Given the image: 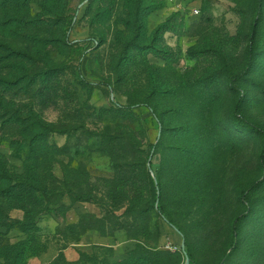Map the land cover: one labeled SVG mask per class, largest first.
<instances>
[{"label":"rangeland","instance_id":"rangeland-1","mask_svg":"<svg viewBox=\"0 0 264 264\" xmlns=\"http://www.w3.org/2000/svg\"><path fill=\"white\" fill-rule=\"evenodd\" d=\"M0 45V264H218L256 179L225 264H264V0H0Z\"/></svg>","mask_w":264,"mask_h":264},{"label":"trees","instance_id":"trees-1","mask_svg":"<svg viewBox=\"0 0 264 264\" xmlns=\"http://www.w3.org/2000/svg\"><path fill=\"white\" fill-rule=\"evenodd\" d=\"M86 1L87 0H77L78 4H84ZM70 11H71V9H70ZM76 12H77V9H74L72 13L62 15V16H60V18L63 20L64 26L66 27V35H65L64 41H66L67 45L69 46L70 56L72 58L76 57L78 60H81L84 56V52L88 48L86 45H83L82 43H88L89 39H84L82 41H69L67 39L68 31H70L73 28V25H74V22L76 19V14H75ZM262 16H263V6H262V3L260 1H257L254 18H253V21H252V24L250 27V31H249V47L247 50V58H246V64H245L247 69H252V67L254 66L255 45H256V41H257L258 29L261 25L262 18H263ZM7 51L10 52V50H7ZM11 51L14 52V50H11ZM70 66H73V65H70ZM240 76H241V73H240V75H237L236 77H240ZM231 85H232V82H230V80H228L227 87L231 88ZM140 105H146V104L137 103L134 106H140ZM241 105H242L241 100H237L235 103L234 110H233L235 120H238V116H239L238 113H239V109H240ZM151 111L154 114V116L156 117V119L158 120V122L161 123V119H160L159 115L157 114V112L153 108H151ZM38 125H37L38 128L41 130L40 133H42V134H44V133L49 134L51 132L57 131V130H55L54 127L47 126L43 122H39ZM249 125L251 127H253L254 129H256L257 132L260 133L262 135V137L264 138V128H262L258 125H255V124H249ZM155 148H156L155 144L150 145L148 156H151L153 154V151L155 150ZM259 159H260V169H261V172L263 174L262 176H264V148L259 155ZM262 182L263 181H261L259 179L253 180L245 188V190L243 192L244 202H245L244 212H243V214H240L239 216H237L235 218V220L233 221V227H232V233H231V243L229 245V249H231V252L228 253L227 255L224 254L222 259L219 261L218 264L229 263V260H231L234 257V254L236 253L235 251L238 247L237 246L238 240L236 239V237L238 236L240 225L246 217H248L249 215H251L253 213V208H254L255 203L252 200V198L254 197V194L256 193L257 189L261 186ZM150 185H151V190H152V195H153L152 196L153 202L155 203L159 200V195H160L161 191H160V188L158 186V183L152 178H150ZM167 222L178 233L183 235L182 230L177 225H175L171 220H167ZM18 224L19 223H17V225ZM26 225L28 227L30 225V223L26 224ZM235 235H236V237H235ZM233 250H234V252H233Z\"/></svg>","mask_w":264,"mask_h":264},{"label":"water","instance_id":"water-1","mask_svg":"<svg viewBox=\"0 0 264 264\" xmlns=\"http://www.w3.org/2000/svg\"><path fill=\"white\" fill-rule=\"evenodd\" d=\"M189 263V258L186 259V263L185 264H188Z\"/></svg>","mask_w":264,"mask_h":264}]
</instances>
